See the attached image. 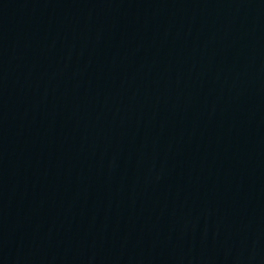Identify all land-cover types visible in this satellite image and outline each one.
Here are the masks:
<instances>
[{"label": "water", "instance_id": "obj_1", "mask_svg": "<svg viewBox=\"0 0 264 264\" xmlns=\"http://www.w3.org/2000/svg\"><path fill=\"white\" fill-rule=\"evenodd\" d=\"M0 264H264V0H0Z\"/></svg>", "mask_w": 264, "mask_h": 264}]
</instances>
